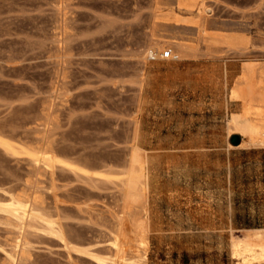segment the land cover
Segmentation results:
<instances>
[{"label": "rangeland", "instance_id": "rangeland-1", "mask_svg": "<svg viewBox=\"0 0 264 264\" xmlns=\"http://www.w3.org/2000/svg\"><path fill=\"white\" fill-rule=\"evenodd\" d=\"M200 1L0 0V126L13 129L31 147L50 143L63 158L89 169L108 165L116 171L126 163L135 126L140 144L154 133L184 135L193 123L208 126L216 116L220 119L224 105L227 127L231 114L243 109L241 101L229 96L242 66L250 61L257 73L264 69V0ZM202 2L206 9L201 14ZM176 43L189 45L198 57L175 65L170 53L169 58L157 56L143 63L151 45L170 50ZM156 63L175 65L185 75L150 82L141 90L140 68ZM170 66L153 72L170 71ZM252 118L264 126L262 117ZM33 165L25 157L0 151V188L39 193L40 207L58 215L70 242L93 245L99 256L107 255L116 230L113 214H121L116 185L77 176L59 165L52 174L42 167L37 173ZM144 205L123 218L143 217ZM1 216L0 264H9L6 251H19L14 246L20 234ZM259 218L252 224L263 225V216ZM246 229L235 236L248 234ZM25 230L21 248L27 252L17 264H101L69 251L41 229ZM231 235L226 233L223 247L167 248L157 261L148 256V242L138 250L139 255L144 252L146 264H264L261 251L246 246L239 260H233ZM253 253L261 258L253 260Z\"/></svg>", "mask_w": 264, "mask_h": 264}, {"label": "crops", "instance_id": "crops-1", "mask_svg": "<svg viewBox=\"0 0 264 264\" xmlns=\"http://www.w3.org/2000/svg\"><path fill=\"white\" fill-rule=\"evenodd\" d=\"M220 114L184 135L154 133L139 143L146 150L143 217L153 261L167 248L223 247L230 231L264 227L252 224L264 220V147L241 146L242 137L233 144L238 133L227 132L224 105Z\"/></svg>", "mask_w": 264, "mask_h": 264}, {"label": "bare ground", "instance_id": "bare-ground-1", "mask_svg": "<svg viewBox=\"0 0 264 264\" xmlns=\"http://www.w3.org/2000/svg\"><path fill=\"white\" fill-rule=\"evenodd\" d=\"M203 4L204 3L202 2L198 10V12L201 14L205 12L206 9ZM174 19L177 21L184 20L176 17H174ZM200 27L203 28V26ZM203 30L204 29H202V31ZM168 47L170 49L168 51L172 55L170 57L169 53V56L164 58L170 57L172 59H175L178 62H176L175 65H179L184 60H189V58H192V56L195 54H193V52L191 51V47L186 44L176 43L175 45ZM165 51L167 50L163 49V45H155L153 47L151 45L149 48H147L144 54L145 61H143V63H148L147 60L149 58H156L157 56L163 57V53ZM195 56H197V54H195ZM175 65L170 66V64L167 65L156 63L148 68L142 66V68H140L138 72L139 75L137 74L139 77L137 80L138 86L141 90H143L145 85L147 84L146 86H148L150 82L157 83L160 82L161 79L163 80V78L165 77L172 79L175 77H182V75L184 76L185 74L181 72L182 70L178 71ZM166 66H170L169 69L171 70H163L164 72L159 71V73H157L158 71H156L157 74L153 72V68L155 67L161 68ZM258 70L259 69H256L254 63L246 61V63L242 66V72L237 76L236 81L238 85L233 87L229 92V96L232 99L242 102L241 104L243 105V109L241 113L236 112L231 114L230 119L227 123V127L225 128L228 129V132L237 131L242 136L241 145L245 147H264V126L260 123L258 124L255 121H252V117L254 116H260L264 119V69H262V72L257 73ZM149 89L151 91L152 86H149ZM254 101H256L257 103L255 102L254 104ZM259 120L260 119H258L257 121ZM12 128L14 127L12 126ZM12 130L13 129L7 131L4 129L3 126H0V151L14 158L25 157L29 159L30 162L34 164L33 167L35 166L34 170L36 171L37 169L41 170L40 167H42L43 169H47V171L52 174L54 165H57V167L60 166L61 169L65 168L77 176H85L90 178V180L94 177L97 179H101L105 182L114 183L117 187L119 194V201L121 203V214L119 213V216L117 213L116 215L113 214L114 217L112 219L113 223L115 224H113V226L116 228L117 233L115 232L116 230H114V233H111L112 238L110 240L108 239V246L110 247V252L107 248V251L109 253L104 256H99L95 251H93V245L85 244L84 246H82V244H74L68 240L69 238L67 239L66 233L64 232L65 230L63 229L62 224L57 217L58 215L53 216V214H47L44 212L45 209L42 210L43 207H40V205L42 204L41 202L43 201H41V198L38 195L39 193L36 194L35 191L30 193H27L26 191H20V193H13L10 188H8V190L5 187V189L0 188V214L3 215L1 217L5 218L3 220H6L5 222L7 225H9V227H12L13 230L15 229L16 232L20 234H16L17 237H20V240L17 239V241L19 242L15 241L16 245L14 244V247H18V250L20 252H16L15 249L13 251L10 250V252L6 251L5 256H7V259L12 264H15L17 262L18 257L23 256L22 254L24 253V251L27 250V248L26 250H24L25 247L21 248V245L23 243V232L25 229L27 230L28 228H32L41 229L43 232H45L46 235L48 234L58 238L60 241L63 242V244L65 245V247H67L69 251L86 254L89 257L98 260V262H101V264H146L144 252L139 255V253L141 252L138 250V248H144L147 245V220L145 217L137 218L135 214L134 216L132 214V217L130 216L131 220H129L128 218V221H126V219L123 218V215L128 216L131 214L132 208L140 206V204L144 205L147 199V173L145 169L146 150H144V148H142L139 144L138 127L135 126V130L132 136L133 143L131 145V148L125 155V157L127 156L126 163L122 167L119 166V170L117 171L114 170V167H108V165H106L102 169H89L83 165H80L81 163H77L75 159L68 157L63 158V155H57V150H55L54 147L50 145V143L43 145L44 143L42 142L43 144L39 147H31V144H28L27 140L17 137L15 134L12 133ZM38 142L40 143V141ZM87 208L89 213L93 211L91 205L88 204ZM134 212L135 210H133V213ZM246 230L248 231V234L244 235L243 237L231 235L230 254L233 260H239L242 246H246L251 250L261 251V253L264 255V228H247ZM11 247L12 249L14 248L13 246ZM26 252L25 254H27ZM23 257L25 258V256ZM252 258L253 260H259L261 256L257 255L256 253H253Z\"/></svg>", "mask_w": 264, "mask_h": 264}, {"label": "water", "instance_id": "water-1", "mask_svg": "<svg viewBox=\"0 0 264 264\" xmlns=\"http://www.w3.org/2000/svg\"><path fill=\"white\" fill-rule=\"evenodd\" d=\"M239 141H240V137H239V135L234 134V135L231 136V142H232L233 144H238Z\"/></svg>", "mask_w": 264, "mask_h": 264}, {"label": "built area", "instance_id": "built-area-1", "mask_svg": "<svg viewBox=\"0 0 264 264\" xmlns=\"http://www.w3.org/2000/svg\"><path fill=\"white\" fill-rule=\"evenodd\" d=\"M169 51L167 50V51H165L164 53H163V57H168L169 56Z\"/></svg>", "mask_w": 264, "mask_h": 264}]
</instances>
